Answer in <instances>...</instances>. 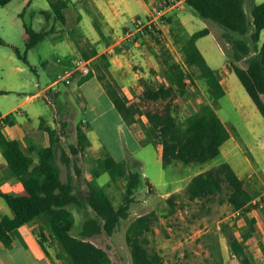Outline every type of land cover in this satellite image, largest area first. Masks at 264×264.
<instances>
[{
    "label": "trees",
    "instance_id": "obj_1",
    "mask_svg": "<svg viewBox=\"0 0 264 264\" xmlns=\"http://www.w3.org/2000/svg\"><path fill=\"white\" fill-rule=\"evenodd\" d=\"M14 0H0V7H5ZM48 10H39L38 14L47 22L52 16L55 21L65 25V10L70 0H46ZM162 0H157L160 3ZM184 7L199 19L217 25L221 30L219 44L227 58L232 72L264 120V43L259 45V35L264 29V2L253 4L250 9L251 19L244 9L248 0H183ZM167 1H165L166 3ZM31 0L27 2L29 6ZM25 11V10H24ZM23 11V12H24ZM23 12L20 17H23ZM168 32L174 34L180 29L181 54L184 64L192 70L205 86L209 104L200 106L199 110L189 114L178 122L171 114V104L177 97L187 92L186 79L181 71L176 74V88L171 86L152 87L144 79H140L138 92H132V101L121 91L114 81L109 78L108 56L103 54L97 58L102 63L104 71L97 75L104 91L112 102L116 112L126 125H131L143 118L148 127L144 128L145 140L142 145L157 141L160 146V161L165 168L173 162L182 164H204L215 159L220 154V147L229 139L224 123L215 113L218 100L225 96L218 73L211 69L196 47L198 39L209 34L207 28L188 35L181 27L174 12L164 17ZM94 26L101 38L102 33L94 22ZM22 39L25 51L36 47L44 41L51 32L47 29L36 31L32 26L22 25ZM71 41L77 49V57L90 60L97 55L94 47L87 52L79 45L75 34L80 38L83 35L77 29L68 31ZM156 39L154 34H149ZM5 42L0 37V46ZM15 55L22 63L27 65L25 55L13 49ZM244 61V68L237 63ZM105 74V75H104ZM92 71L81 77L78 84L92 77ZM13 114L1 118L0 114V153L4 159L11 176L22 187L18 194L0 190V199L8 207L11 216L0 217V243L5 249L12 244L11 233L16 229L42 221L38 237L39 246L47 257L50 254L45 246L46 239L55 241L62 253L65 264H111L107 252L89 239L105 234L111 236L120 222L128 218L129 206L134 200L139 185L143 179L142 174L133 163L129 166L127 161H116L111 156L97 159L103 173L109 176V181L115 183L123 179L125 183L122 203L114 207L104 187L99 186L95 180L86 182V190L79 199L74 193L70 180L62 182L60 171L55 159V145L58 136L50 127H42L48 134L45 146H37L31 141L27 146L28 153L21 150L17 140H7L2 133L4 126L14 125ZM89 126L79 123L75 129V143L68 146V152L62 151L60 160L67 166L70 156L82 154L90 146L87 137ZM36 152L38 163L33 165L29 153ZM78 172V170L76 171ZM225 190V201L236 213L238 219L245 223V230L237 239L229 236V249L233 258L241 263L249 264L244 250L253 244L255 231V218L248 214L255 209L252 204L256 195L245 188L244 181L240 179L227 163L210 168L195 175L186 185L185 193L190 201H213ZM169 201V199H167ZM86 205L91 216L86 218L80 228L78 237L71 235L74 219L70 212L71 205L81 207ZM151 214L139 216L131 221L127 227L125 241L129 248L132 264H162L161 256L148 248V234L152 233ZM47 231V235L46 234Z\"/></svg>",
    "mask_w": 264,
    "mask_h": 264
},
{
    "label": "rangeland",
    "instance_id": "obj_2",
    "mask_svg": "<svg viewBox=\"0 0 264 264\" xmlns=\"http://www.w3.org/2000/svg\"><path fill=\"white\" fill-rule=\"evenodd\" d=\"M165 1L168 0L157 2L154 9L162 8ZM260 1L248 0L245 2L244 9L249 19H251L250 9L252 5L257 2H259L258 4L262 3ZM25 3L26 0H16L6 7H0V37L5 42L4 46H0L1 114L16 107L26 97L38 93L50 82L46 79L48 69L58 67L55 62L56 58L61 60L64 59V56L70 54L68 49L69 40L64 39L61 41L62 36H68L69 30L75 28L87 37H99L94 22L100 25L101 21L98 16L96 18L92 15L90 5L86 4L83 7L74 4L67 7L64 11L66 23L61 25L52 16L46 22L38 14L39 10L30 12V7L24 11ZM81 3L82 1L78 5H81ZM32 7L34 9H49L46 0H34ZM22 12L25 14L21 18L20 14ZM143 12L144 9H140L133 11L131 14H139V17L143 19L145 18ZM173 12L175 16L185 22V28L189 34L205 28L209 30V34L198 39L196 45L211 69L217 73L218 71L228 73L225 70L227 69V58L219 44L222 30L211 22L197 18L188 8L184 7L180 11ZM29 13H31L32 17L42 20V24H39L40 27L42 25V28L51 29L53 34L48 35L36 47L25 51L22 39V25H32V28H37L32 22ZM78 15L81 19L76 25ZM124 16L129 23L130 17L128 15ZM188 18H190V21L187 20ZM177 33L180 36L182 32L180 29H175L174 34ZM162 34L160 39L147 35L146 37L150 38L143 40V37L140 36L138 37L140 38L139 44L135 43L139 40L138 38V40H131L132 42L129 43H132L130 45L133 46L130 47V51H127L130 45L126 46V51L122 53L123 57L118 59H123L128 63L132 75L136 74L140 78L142 75L147 74L148 79H150V81L148 80L149 84L154 88L163 85L176 88V74L181 71L186 79L187 92L184 96L177 97L172 102L171 114L178 122H182L185 117L198 111L200 106L209 104L210 101L206 94L205 86L194 75L192 70L184 64L183 55L180 51L182 43L178 38L179 36L175 37L174 34L172 36L170 32L165 35L162 32ZM56 35H59V37ZM74 36L78 39L81 48L87 52L92 50V46L86 42V39L80 38L78 34ZM121 38L122 34L113 41L114 45L111 49L113 52L121 54L120 52L124 50ZM104 40L106 44L110 43L106 39ZM14 48L22 56L25 55L27 65L17 58L13 51ZM237 65L244 68L246 63L242 61L237 63ZM90 68L91 70L95 69L93 62H90ZM103 68V65H101L100 69L102 70ZM56 78L53 77L52 81L56 80ZM228 78L229 94L227 97L218 100L214 110L219 119L232 130L236 141L245 142L242 145L241 157L246 161L247 168L243 167L244 169H241L238 176L244 181L245 188L254 193L256 195L255 198L259 199V201L256 200L255 202L253 212L248 215L252 217L255 214V218H258V221L260 220L259 234L264 235V166H259L260 157L258 151H248L250 146H254V143H251L250 138H247L242 111L249 109L256 111L260 121H254L256 135H263L264 120L233 72H230ZM139 80H129L131 85L124 91L130 101H132V92L140 90L138 86ZM70 85L59 83L52 88V94L60 92L58 98L65 106L61 104L59 106L60 110L58 109V111L54 112L52 106L47 104L50 113L54 112L56 120L58 119L57 124H54V131L56 136H58V142L55 145L54 163L60 171L62 182L70 180L74 193L79 199H82V193L86 190V182L95 180L99 186L105 188L114 207H118L122 203L125 183L123 179H118L115 183H112L109 181V176L101 171L97 159L104 157L106 154L104 155L101 150H97V153L93 154L90 152L92 150H90L89 146L82 154L70 156L71 161L68 166L60 160L62 151L68 152V146L75 143L77 124L83 123L81 121L83 119L81 107L77 99L74 98L72 91V89L76 88V85L73 87H70ZM64 95L68 96L67 100ZM37 99L38 102L45 103L43 98L39 97ZM31 106L34 107L35 105L28 104L27 106L19 107L20 113L26 112L30 114L29 107ZM13 116L16 122H26L19 112L14 113ZM138 124L141 123L138 122ZM31 125H34V123H31ZM246 126L248 128L247 122ZM42 127H47L43 120L39 123V129L42 130ZM142 138L143 140L146 138L144 128H142ZM30 143L27 139L22 141V147L26 153H28L27 146ZM156 144L158 143L145 146L139 156L144 165L143 172L145 176L134 195L133 202L129 206L128 218L120 222L111 236L102 234L89 240L107 252L111 264H132L129 248L125 241L127 227L137 217L151 214L152 233L148 234V248L161 256L162 264H244L232 257L228 241L229 236L240 238L246 228L245 223L242 219H238L237 214L232 212L231 207L225 201L224 188L211 202L207 200L190 201L185 193L186 179L198 172V170H206L210 166L220 163L222 161L220 154L215 159L204 164L185 165L180 162H173L170 166L163 168L161 161L157 159L154 146ZM38 145L45 146V144ZM260 154L264 156V152ZM29 155L33 160V165H36L38 163L36 152L29 153ZM134 163L136 164V162ZM233 164L234 162H232V168ZM129 166H131L130 162ZM137 168L140 170L138 164ZM77 170L78 172H76ZM174 189L177 190L175 191ZM167 190L171 192L167 196H163ZM69 209L74 219L71 235L78 237L81 225L86 218L91 216V211L85 204L81 207L71 205ZM36 223L41 228L44 227L42 221L38 220ZM34 230L38 237V228L34 226ZM45 232L46 234L44 235H47L48 232ZM45 246L54 261L58 264H65L63 253L55 241L46 239ZM244 253L249 264H264V240L262 242L258 241L251 248H245Z\"/></svg>",
    "mask_w": 264,
    "mask_h": 264
},
{
    "label": "crops",
    "instance_id": "obj_3",
    "mask_svg": "<svg viewBox=\"0 0 264 264\" xmlns=\"http://www.w3.org/2000/svg\"><path fill=\"white\" fill-rule=\"evenodd\" d=\"M15 1L16 0L9 3L8 5L14 3ZM29 1L30 0H26L25 4L27 5V2ZM33 1L34 0H31L30 5L27 7L25 5L24 8L25 11L26 8L29 9L30 7H31L30 12H33L34 10L36 11L46 10V9H34L32 7ZM80 1H82V3L81 5H78ZM260 2L263 3L264 0H261ZM258 3L259 2H257L256 4ZM74 4L76 6H83V7H85L86 4L90 5V7L92 8L90 9L92 15H94L96 18L98 16L101 21L100 25L99 23L97 24V22H95L102 33L101 38L87 37L82 34L83 38L87 40L86 42H88L97 51V55L90 59V61L93 62L95 68L91 70L93 75L92 77L82 82L81 84H78V81L81 77H75L71 81L72 84L70 85V87L76 85L75 89L71 88L73 91V96L74 98L77 99V102L81 107L83 113V119L81 121L89 126L87 137L90 141V150H92L90 152L96 154L97 150H101L104 155L106 154L105 156L109 155L116 161H128L131 164L136 162V164L139 165L140 172L142 174V177L144 178L145 176V173L143 172L144 165L139 156L141 152L145 149V146L150 145L152 143L155 144L157 141L148 143L146 145H142L141 143L143 140L142 128L148 127L147 122L143 118H141V120L138 121L141 124L135 122L131 125H126L123 122L122 118L116 112L112 102L110 101L106 92L104 91L102 84H100V82L96 78L97 75H101L104 71V68L102 70L100 69L102 63L98 62L97 58L103 54L108 56L109 78L111 77L110 79L116 83V85L121 89L123 93L125 89H128L131 85L129 80L138 81L143 77L142 79H144L147 83H149L150 79H148L147 74L142 75V77L140 78L137 77L136 74L132 75L128 63L123 59H122L123 61L118 59L119 57L121 58L123 57L122 53L126 51L125 47L132 44L129 43L132 41H129L128 43L127 42L123 43L124 46L122 45V48H124V50L120 52L121 54L116 53L115 51L113 52V50L111 49L112 46L114 45L113 41H115L116 38H118L124 32L125 30L124 28L130 26L132 20L139 17V14H131V13H133V11L136 10L144 9L143 16L145 17L153 11L155 5L157 4V0H70L68 7L70 5L73 6ZM27 12H29V10H27ZM29 14L32 19V22L35 24V26H37V28H33V29H35L36 31L45 29L42 28V25L41 27L39 25L40 23L42 24V20L32 17L31 13ZM124 15H128V17H130L129 23L127 22ZM176 18L179 20V23L183 28V30L185 31V33L188 35H192L186 31L185 22H183L177 16ZM80 19L81 17L78 15V20L76 25L79 23ZM187 20L190 21V18H188ZM163 33L164 35L168 33L167 25H164ZM50 34H53L52 30ZM146 36L147 35L141 37H143V40H145L146 38H150ZM57 37H59V35ZM64 39L69 40L68 49L70 50V54L68 56H64L63 57L64 59L61 60L59 59L61 61L60 63L56 62V60L58 59L56 58L55 62L58 64V67L48 69L46 79H48L50 82L38 93L26 97L25 100L21 101L19 104H17L16 107L12 108L8 112L3 114L0 113L1 118H3L7 114L10 113L14 114L17 112H19L20 116H23L25 118L26 120L25 123L16 122V120L13 119L14 125L12 127L4 126L2 128V133L4 134L6 139L17 140L23 152H25L22 147V141H24V139H27L36 145L37 144L46 145V143L48 142V135L45 131L39 129V123L41 120H43L48 127L54 130V124L56 125L58 122V119L56 120L54 112L58 111V109L60 110L59 106L61 104L65 106V104L62 103L58 98L60 92H54L52 94V91L48 90L49 87H51V85H53L55 81V80L52 81L53 77H59L63 75L64 72L70 66L69 61L78 56L77 49L74 43L71 41L69 34L68 36L61 37V41ZM104 39H106V41H109L110 43L106 44ZM138 39H137L138 41L135 42L137 44H139L140 42V38ZM263 43H264V29L260 32L259 35V45ZM132 46L133 45L128 46L129 48L127 49V51L128 50L130 51V47ZM196 47L199 50L197 45ZM228 67L229 64L227 62V69L225 70L228 71V73L218 71L220 84L223 90L225 91L224 97L228 96L230 89L228 86L229 84L228 77L230 75V72H232V70L230 69V67L229 68ZM96 70L97 72H95ZM39 97L45 100L44 103L45 105L37 101L38 100L37 98ZM64 98H66L67 100L68 96L66 97L64 95ZM262 100L264 101V97H262ZM28 104L35 105L34 107L33 106L29 107L30 114L26 112L20 113L19 107H24L27 106ZM47 104L52 106L54 112L50 113V109L48 108ZM242 119L246 129L247 138H250L251 143H254V146H250V149L248 151L250 152L252 150H255L256 152L258 151L259 153L258 155L261 161V162L259 161V166L260 167L264 166V156L263 154H260L264 152V139H263L264 133L263 135L262 134L256 135L254 128L255 125L254 121L260 122L257 113L253 109L242 111ZM246 122L248 123V128L246 126ZM31 123H34V125H31ZM226 128L230 133V137L220 147V157L222 158V161L220 163H227L231 167L232 162H234L233 168L232 167L231 168L238 176L241 169L247 168L246 161L241 157V151L243 149L242 145L245 142L236 141L232 130H230L227 126ZM154 146H155V152L157 154V159L158 161H160V153H161L160 146L159 144H156ZM220 163H218L217 165H219ZM217 165L210 166V168L211 167L213 168ZM210 168L206 170H198V172L194 173L192 176L186 179L185 186L190 182V180L195 175L205 172ZM0 190L8 191L13 194H18L22 190L21 184L11 176L6 166V163L2 158L1 153H0ZM174 190L176 191L177 189ZM170 192L167 190L163 194V196H167ZM256 200L259 201L258 198H255L252 202L253 205H255ZM251 212H253V210ZM2 216H11V213L8 207L6 206V204L3 202V200L0 199V217ZM252 217L255 218V214L252 215ZM255 221L256 223L254 226L255 231L253 235V244H251L249 248L257 244L258 241L262 242L264 240V235L263 234L260 235L258 230V227L261 226L259 223L260 220L258 221V218H255ZM34 226L37 227L38 232H40L41 226H39L36 223V221L30 224H26L13 231L11 233L12 244L10 249L8 250L5 249L4 246L0 243V264H58L56 261H54L51 255L50 257H47L42 251L41 247L39 246L38 240L36 238V232L34 230Z\"/></svg>",
    "mask_w": 264,
    "mask_h": 264
},
{
    "label": "built area",
    "instance_id": "obj_4",
    "mask_svg": "<svg viewBox=\"0 0 264 264\" xmlns=\"http://www.w3.org/2000/svg\"><path fill=\"white\" fill-rule=\"evenodd\" d=\"M182 8H184L183 0H168L162 8L158 10L154 9L149 15L145 16V18L142 19L137 17L133 19L131 25L124 28L125 30L122 33L121 42H129L140 36L149 34H154L157 39H160L163 35L162 32L165 24L164 17L168 13L180 11ZM56 62L60 63L61 61L57 59ZM90 62V60H84L81 57H75L70 60L69 68L63 75L56 78L53 85H51L48 90L52 91V88L59 83L70 85L73 78L86 76L91 71Z\"/></svg>",
    "mask_w": 264,
    "mask_h": 264
}]
</instances>
